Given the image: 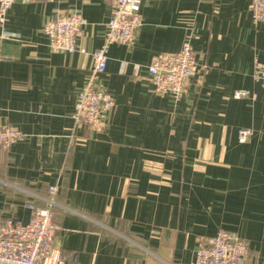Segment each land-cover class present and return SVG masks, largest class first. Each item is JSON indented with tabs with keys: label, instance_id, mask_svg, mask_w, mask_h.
<instances>
[{
	"label": "crops",
	"instance_id": "crops-1",
	"mask_svg": "<svg viewBox=\"0 0 264 264\" xmlns=\"http://www.w3.org/2000/svg\"><path fill=\"white\" fill-rule=\"evenodd\" d=\"M250 1H144L133 46H110L93 76L110 0H14L0 29V127L25 138L0 149V181L41 196L57 186L56 201L88 218L54 210L66 264H194L221 230L247 242V264H264V91L252 79L264 25ZM73 11L84 19L77 51H51L44 25ZM187 40L195 74L175 102L153 92L147 67ZM90 79L115 103L95 132L72 119ZM1 182L0 223L26 222L27 196Z\"/></svg>",
	"mask_w": 264,
	"mask_h": 264
},
{
	"label": "built area",
	"instance_id": "built-area-1",
	"mask_svg": "<svg viewBox=\"0 0 264 264\" xmlns=\"http://www.w3.org/2000/svg\"><path fill=\"white\" fill-rule=\"evenodd\" d=\"M22 3H52L54 0H20ZM147 0H110L111 15L107 23L103 44L92 54V75L105 73L108 48L112 45L132 47L136 31L141 26L140 7ZM14 0H0V29ZM249 12L254 26L264 25V0H251ZM84 19L77 12L56 13L43 28L51 51L73 54L77 51V40ZM7 38L3 33L0 38ZM9 38V37H8ZM196 57L190 41H185L176 53L159 54L147 67L153 92L159 96H169L175 102L182 97L189 79L194 76ZM253 82L264 91V62L255 61L252 73ZM247 91H236L234 99L248 98ZM114 99L106 91L99 89L90 79L78 92L73 106L72 119L75 124L90 131H99L108 111L114 107ZM250 131L242 130L238 141L245 143ZM25 136L11 128L0 127V149H8ZM1 182V181H0ZM16 191L27 196L24 203L28 211L26 222L18 218L6 217L0 223V264H66L65 259L54 247V210L62 208L66 212L88 219L56 201L57 186L48 188V195L41 196L20 189L6 182ZM41 203L42 206H38ZM249 247L245 240L229 231H218L209 240L198 244L194 264H247ZM250 264H260L253 262Z\"/></svg>",
	"mask_w": 264,
	"mask_h": 264
},
{
	"label": "trees",
	"instance_id": "trees-1",
	"mask_svg": "<svg viewBox=\"0 0 264 264\" xmlns=\"http://www.w3.org/2000/svg\"><path fill=\"white\" fill-rule=\"evenodd\" d=\"M47 195H48V193H47ZM47 195H46V196H47ZM38 206H39V205H38Z\"/></svg>",
	"mask_w": 264,
	"mask_h": 264
}]
</instances>
